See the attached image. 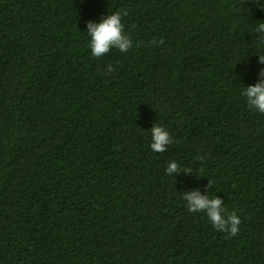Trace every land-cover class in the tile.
I'll return each mask as SVG.
<instances>
[{
    "label": "trees",
    "instance_id": "obj_1",
    "mask_svg": "<svg viewBox=\"0 0 264 264\" xmlns=\"http://www.w3.org/2000/svg\"><path fill=\"white\" fill-rule=\"evenodd\" d=\"M123 9L133 46L92 57L84 22ZM260 23L264 0H0V264H264ZM209 182L235 236L185 207Z\"/></svg>",
    "mask_w": 264,
    "mask_h": 264
},
{
    "label": "clouds",
    "instance_id": "obj_2",
    "mask_svg": "<svg viewBox=\"0 0 264 264\" xmlns=\"http://www.w3.org/2000/svg\"><path fill=\"white\" fill-rule=\"evenodd\" d=\"M83 3V0H81ZM128 15L127 9L108 11L107 15H101L99 19H89L84 22L88 37V48L90 55L100 58L107 55L110 50L127 52L133 46V40L125 32L123 17ZM258 44H264V23L256 25L252 31ZM258 61L264 65V52L257 55ZM112 70V65L107 66ZM243 72L233 74L234 79H242ZM240 95L246 101L247 106L261 114H264V67L257 72L256 82L253 84H243ZM150 134L149 147L153 152H165L173 137L168 129L159 123H154L148 130ZM195 169V175L196 174ZM165 173L173 177L172 174H193L194 168L181 165L175 160H170L165 168ZM198 177V176H197ZM211 183L204 186L202 193L199 187H192L181 191V198L188 212H203L214 229L235 236L240 231L241 219L235 212H227L224 201L221 197L210 193Z\"/></svg>",
    "mask_w": 264,
    "mask_h": 264
}]
</instances>
